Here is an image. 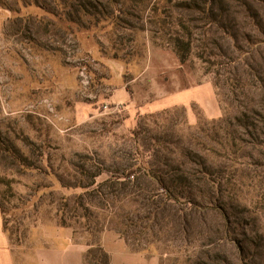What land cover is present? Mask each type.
Returning a JSON list of instances; mask_svg holds the SVG:
<instances>
[{
	"label": "rangeland",
	"instance_id": "1",
	"mask_svg": "<svg viewBox=\"0 0 264 264\" xmlns=\"http://www.w3.org/2000/svg\"><path fill=\"white\" fill-rule=\"evenodd\" d=\"M0 217L18 255L264 264V0H0Z\"/></svg>",
	"mask_w": 264,
	"mask_h": 264
},
{
	"label": "crops",
	"instance_id": "2",
	"mask_svg": "<svg viewBox=\"0 0 264 264\" xmlns=\"http://www.w3.org/2000/svg\"><path fill=\"white\" fill-rule=\"evenodd\" d=\"M103 246L111 254L113 264H129L131 259H138V254L131 252L127 242L113 232H105ZM86 249L83 244L69 243L59 249L21 251L18 255L0 217V264H84ZM139 258L144 260L143 256Z\"/></svg>",
	"mask_w": 264,
	"mask_h": 264
},
{
	"label": "trees",
	"instance_id": "3",
	"mask_svg": "<svg viewBox=\"0 0 264 264\" xmlns=\"http://www.w3.org/2000/svg\"><path fill=\"white\" fill-rule=\"evenodd\" d=\"M161 184L165 185L163 181L161 182ZM97 248H98L99 254L101 256V259L103 261V264H112L110 255L107 252V250L101 244H99ZM91 251H92V249L91 250L88 249V251L85 255V258L88 257V255L91 253Z\"/></svg>",
	"mask_w": 264,
	"mask_h": 264
}]
</instances>
